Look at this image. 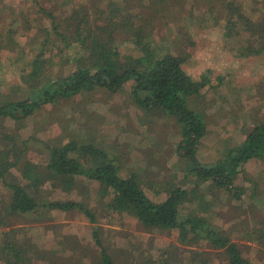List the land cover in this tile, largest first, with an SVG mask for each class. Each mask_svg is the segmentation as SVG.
I'll list each match as a JSON object with an SVG mask.
<instances>
[{"label": "rangeland", "instance_id": "rangeland-1", "mask_svg": "<svg viewBox=\"0 0 264 264\" xmlns=\"http://www.w3.org/2000/svg\"><path fill=\"white\" fill-rule=\"evenodd\" d=\"M97 1L96 5L95 0H0V94L13 97L11 91L16 86L24 88L22 69L28 68L45 37L54 42L61 39L58 32L64 30L71 12L90 11L92 19L106 13L99 11L114 1L116 19L122 15L146 27L153 43L180 57L183 69L192 77L206 75L208 83L196 109L204 115L207 126L196 147L200 163L213 164L226 149L239 145L254 125L264 121V50L243 54L249 33L243 29L249 21L264 23V0ZM143 2L164 11L152 7L155 12L148 22L141 17ZM228 4L245 18L236 23V30L241 32L232 36L226 34V22L233 14ZM121 7L125 9L121 11ZM113 36L121 55L140 54L126 30H117ZM54 61L55 69L66 72L72 67L67 55ZM131 86L132 81H127L117 91L100 88L42 105L21 124L0 119V136L16 139L7 141L9 146L27 141L19 146L25 150L23 158L4 172V180L29 185V177L46 166V143L93 142L121 166L122 176L135 174L154 201L163 200L171 185L195 187L181 212L204 216L228 235L249 261L264 264V159L253 158L244 164V173L234 182L242 190L239 197L211 186L210 181L195 185V177L182 170L184 160L178 158L181 133L176 119L138 106ZM39 179L38 188L30 192L50 201L81 203L96 222L91 223L79 209L48 211L38 206L48 212L1 213L0 248L3 243L16 242L26 249L29 259L21 258L20 264H98L100 248L93 238V227L99 229L102 246L117 264H224L222 250L210 248L205 241L182 244L175 229L150 228L131 214L111 210L107 206L110 196L101 197L95 181L77 177L71 185L62 186L45 171ZM4 180L0 178V203L12 192ZM14 255L10 254L12 260ZM0 264H6L1 253Z\"/></svg>", "mask_w": 264, "mask_h": 264}, {"label": "trees", "instance_id": "trees-1", "mask_svg": "<svg viewBox=\"0 0 264 264\" xmlns=\"http://www.w3.org/2000/svg\"><path fill=\"white\" fill-rule=\"evenodd\" d=\"M95 1L97 5L98 1ZM125 1L136 3L140 0ZM113 4L114 1H109L99 11L104 10L108 15L104 13L92 19L89 17L90 11L83 12L79 9L80 15L73 11L67 18L64 30L58 32L61 41L54 42L45 37L28 68L22 69L21 79L25 92H21L22 86H16L11 91L13 97L0 94V119L9 118L21 124L42 105L53 104L100 88L117 91L127 81H132L131 96L138 106L145 110H160L176 119L181 133L178 158L184 160L181 161L182 170L195 177L192 182L198 185L210 181L211 186L225 188L233 196L239 197L242 190L234 182L244 173V164L253 158L264 159V121L254 125L239 145L226 149L213 164L200 163L196 157V147L200 138L207 133V126L204 115L196 109L201 91L208 83L206 75L201 74L196 79L188 74L182 67V59L169 49L154 44L146 27L143 28L122 15L116 19L114 15H118V11ZM140 6L143 12L141 17L144 16L142 18L148 22L155 10L164 11L148 2H143ZM227 8L233 14L226 22V34H239L241 31L236 30V23L241 24L245 18L238 8H235L236 12L231 9L230 4ZM124 9L121 7V11ZM145 10L147 13H144ZM234 14L236 18H233ZM63 21L66 19L62 23ZM117 30H126L129 33L128 39L140 51L138 56L120 54L113 36V32ZM243 30L249 32L246 37L247 48L243 54L262 52L264 23L249 21ZM66 55L72 67L66 72L61 68L55 69V57L62 58ZM62 63H67L65 58ZM9 140L15 142L16 139L0 136V178L3 180L4 172L23 158L25 150L19 149V146L27 142L20 141L11 147L7 143ZM45 147L48 151L46 166L38 172H34L32 166L34 173L29 177V185L8 183L4 180L12 192L0 203V217L1 213L22 215L37 212L44 215L46 211L42 212L38 208L43 206L48 211L79 209L94 223L96 219L93 213L81 203L50 201L30 192L38 188L37 182L41 181L39 176L42 171L62 186L71 185L77 177H84L98 183L97 191L101 197L110 196L107 206L111 210L131 214L150 228L175 229L178 233L177 239L182 244L205 241L210 248L222 250L224 264H254L243 255L240 247L228 235L213 227L204 216L196 212H181V207L193 197L195 187L189 189L171 185L163 200L154 201L145 193L137 176L133 173L122 176L121 166L98 144L69 140L58 145L46 143ZM92 233L100 248L98 264H117L102 246L99 229L93 227ZM12 252L15 254L14 260L10 257ZM0 253L6 264H20L21 258L25 261L29 259L26 249L20 248L16 242L3 243Z\"/></svg>", "mask_w": 264, "mask_h": 264}]
</instances>
